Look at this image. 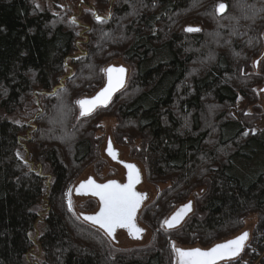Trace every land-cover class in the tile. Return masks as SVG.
Segmentation results:
<instances>
[{
    "label": "trees",
    "instance_id": "16d2710c",
    "mask_svg": "<svg viewBox=\"0 0 264 264\" xmlns=\"http://www.w3.org/2000/svg\"><path fill=\"white\" fill-rule=\"evenodd\" d=\"M34 1L0 0V264H26L39 221L40 264H176L173 243L208 249L255 215L250 244L218 264L254 263L264 252V172L250 181L238 171L254 148L264 150V137L250 131L264 120V0H95L75 18ZM117 61L128 69L125 87L80 117L76 102L99 90ZM38 93L34 127L14 121ZM108 115L116 118L112 142L136 143L131 156L145 178L165 185L140 211L150 234L143 244L117 246L67 205L83 171L105 166L96 132ZM22 143L52 180L23 161ZM188 201L191 213L166 229L164 220Z\"/></svg>",
    "mask_w": 264,
    "mask_h": 264
},
{
    "label": "snow or ice",
    "instance_id": "6c2138e0",
    "mask_svg": "<svg viewBox=\"0 0 264 264\" xmlns=\"http://www.w3.org/2000/svg\"><path fill=\"white\" fill-rule=\"evenodd\" d=\"M226 5L219 3L215 10L223 12ZM97 22H104V18L95 15ZM75 23V19H73ZM198 28L189 26L186 31H199ZM107 74V84L91 98H83L76 103L80 107V116L84 117L92 114L98 105H106L112 94L124 86L126 69L123 66H109L104 70ZM255 134V130H252ZM244 135H248L245 132ZM108 154L114 159L116 154L113 151L111 141H109ZM127 182L120 183L116 180H109L106 183H97L89 177L80 184V189H85L99 198V211L94 215L84 216V220L91 222L98 230H102L104 235L115 239L117 229H127L129 235L137 236L144 229L136 224V215L142 202L146 199V193L136 190V185L141 181L140 171L135 164L126 163ZM79 191V189L77 190ZM69 209L72 208L71 190L68 192ZM191 211V201L182 205L170 218L164 220V224L169 229L179 225L183 218ZM248 233L244 232L233 239L217 243L208 249L201 248H178L173 243L172 250L175 253L176 264H218L219 261L232 260L242 251L244 243L248 238Z\"/></svg>",
    "mask_w": 264,
    "mask_h": 264
},
{
    "label": "rangeland",
    "instance_id": "374dc122",
    "mask_svg": "<svg viewBox=\"0 0 264 264\" xmlns=\"http://www.w3.org/2000/svg\"><path fill=\"white\" fill-rule=\"evenodd\" d=\"M34 2H35L36 7L40 10H47L55 15H59L62 12H73V16L75 18V15L79 11L78 9H81V10L92 9L95 0H35ZM109 13L110 12L108 9L106 12L103 13V15L107 16L109 15ZM79 49L82 50L81 48ZM114 64L122 65V62L117 61V62H114ZM42 95L44 96V93H42ZM42 106H43V97L41 96V93H38L37 96H35V98L30 103H28L27 105H25L24 108H22V110L21 109L18 110V112H16V115H14L12 119L16 122H20V123L23 122L30 127L32 126L34 127V120L37 117L38 113L41 111ZM240 106H241L240 102H237V104L235 105V107L238 109L240 108ZM3 114L4 112L0 111V116H3ZM100 126L101 128L97 130L96 134L97 136H102L104 138V144H102V146L99 149V155H100V158L103 161H105V166L103 170L99 174H96V175L93 173L92 170H90V168L84 170L83 173L74 181L73 185L71 186L70 188L71 197L70 198H71L72 208L69 210L77 217H80L81 213H89L92 210L82 211L80 209L81 205L84 204V202H86L89 198L76 196L74 194L75 186L79 182L86 180L89 177L94 178L98 182H103V181H106L108 178L113 177L116 173L120 174L122 171L121 167L113 163L104 153V146L107 143L108 139L111 140L112 131L114 127L116 126V118L113 115L104 116V118L100 122ZM251 130H255V133L258 132L257 134L259 136L264 137V120L257 122L256 125L252 129H250V131ZM248 131L249 129L246 130V132ZM112 144H114V146L119 150L120 158L122 160L133 162L137 166H139L141 174H142V179H143L141 190H145L147 193V202L143 206L145 207L146 205L149 204V202H151L154 199L158 191L163 189L165 185L162 183L151 184L149 180L145 178V170L141 162L131 156V151L133 149L132 147H134L136 143L116 144L115 142H112ZM23 147L22 149H19L18 151L19 156L23 159V161H28L31 167L38 169V171L42 173L43 176L45 177L46 183L52 180L51 178L52 175H51L48 164L42 161L39 163H34L33 160L29 159L26 155H24L23 150H25L26 145L24 144ZM254 149H255L254 152L257 150L256 156L253 157L254 152L249 153V157H246L242 160V163H241L242 168L239 169L238 171L241 177H246L250 179V181L254 180L259 173L264 172V150L261 149V146L260 147L257 146ZM252 158H254V160H252ZM201 192H202V189L196 190L197 194H201ZM190 197L193 198L192 196ZM68 200H69V196H67V205H68ZM96 207L98 206L95 202V208ZM43 216L44 215L42 214L41 218ZM140 223L145 227V230H146V234L143 236L142 240L140 241L131 240L127 237L125 233L119 232L118 234L115 235L116 242L114 243L117 246L128 247V246L139 245V244L148 242L149 235H150L149 228H147L146 224L141 219H140ZM256 223H257V217L255 215L250 216L248 219L245 220V223H244L245 225L243 229L239 232V234L243 233L244 231L248 232L249 235L247 238L248 239L247 244H250V241L252 238V232L255 228ZM41 227H42L41 222L39 221L38 223L35 224L34 229L30 232V237L34 242V246L27 254L26 264H40L44 259L43 252L37 241V238L39 237L41 233ZM178 248H183V247H178ZM185 249H188V248H185ZM251 250L258 252V249L255 245L251 247ZM262 258H264V252L259 253L258 258L252 264H257L259 260ZM244 261L248 262L247 257L244 258Z\"/></svg>",
    "mask_w": 264,
    "mask_h": 264
},
{
    "label": "water",
    "instance_id": "95a60500",
    "mask_svg": "<svg viewBox=\"0 0 264 264\" xmlns=\"http://www.w3.org/2000/svg\"><path fill=\"white\" fill-rule=\"evenodd\" d=\"M263 40H264V32H263ZM262 55H264V49H263V51H262ZM257 62L258 61H256L255 62V67H257ZM109 66H115V67H120V66H123L125 69H126V73H125V80H124V86L122 87V88H120V89H118L117 91H115L113 94H112V96H111V98H110V100L107 102V104L106 105H98L97 107H96V109H98V108H100V107H105V106H107L109 103H110V101L113 99V97L119 92V91H121L124 87H125V85H126V82H127V79H128V69L124 66V65H114V64H111V65H109ZM109 66H107L105 69H107ZM104 84H103V86L99 89V90H97L92 96H90V97H85V98H91V97H94V96H96L97 95V93L98 92H100V90L107 84V74H106V72L104 71ZM261 91L262 92H264V86L262 87V89H261ZM83 99V98H82ZM78 108H79V116H80V107H79V105H78ZM95 109V110H96ZM94 110V111H95ZM93 111V112H94ZM92 112V113H93ZM88 116V115H87ZM81 117V116H80ZM85 117V116H84ZM109 141H111L110 139H108V141H107V143H106V148H105V155L112 161V162H114V163H117V164H119L120 166H122L123 168H124V170H125V182L124 183H126L127 182V168L125 167V164L126 163H132V164H135V163H133V162H125V161H123V160H121L120 158H119V154H118V151L116 150V149H114V147H113V145H112V148H113V151H114V153L116 154V158L114 159L111 155H109L108 154V151H107V148H108V144H109ZM111 144H112V142H111ZM136 165V164H135ZM137 166V165H136ZM137 168L139 169V167L137 166ZM139 171H140V169H139ZM140 175H141V172H140ZM92 178V177H91ZM141 178H142V176H141ZM88 179V178H87ZM86 179V180H87ZM94 179V178H93ZM86 180H83V181H86ZM95 180V179H94ZM83 181H81V182H79L76 186H75V188H74V194L76 195V196H80V197H92V198H95V199H97L98 200V203H99V198L98 197H96V196H93L88 190H87V188H85V189H80V184L83 182ZM96 181V180H95ZM109 180H107V181H105V182H98V181H96L97 183H106V182H108ZM141 182V181H140ZM139 182V183H140ZM138 183V184H139ZM137 184V185H138ZM136 185V186H137ZM79 189V191H77ZM144 193H146V192H144ZM146 197H147V194H146ZM146 200V199H145ZM144 200V201H145ZM143 201V202H144ZM142 202V203H143ZM189 202V201H188ZM188 202H186L185 204H187ZM142 205V204H141ZM184 205V204H183ZM100 206V205H99ZM99 206H98V208H97V210L95 211V212H93V213H81L80 214V217L84 220V216H87V215H94L96 212H98L99 211ZM182 205H180L179 207H177L167 218H170L172 215H173V213H175L180 207H181ZM192 208H193V205H192V201H191V211H192ZM139 211V210H138ZM191 211L190 212H188L187 213V215L183 218V220L180 222V224L186 219V217L191 213ZM85 221V220H84ZM86 223H88V224H90V225H92L91 224V222H88V221H85ZM137 224V223H136ZM179 224V225H180ZM179 225H177V226H175V227H178ZM93 226V225H92ZM138 227H140L139 225H137ZM164 227L166 228V229H169L168 227H167V225H165L164 224ZM174 227V228H175ZM141 228V227H140ZM143 229V228H142ZM171 229H173V228H171ZM117 230H124L128 235H129V233H128V230L127 229H117ZM116 230V231H117ZM244 232H247V231H244ZM243 232V233H244ZM144 233V231L143 232H141V233H139L137 236H132V235H129L132 239H136V240H140L141 239V237H142V234ZM248 233V232H247ZM116 234V233H115ZM242 234V233H241ZM241 234H239V235H241ZM239 235H236V236H239ZM236 236H234V237H232V238H230V239H233V238H235ZM109 238V237H108ZM110 240H112L113 242H116V238L113 240V239H111V238H109ZM229 240V239H228ZM247 241V240H246ZM245 241V242H246ZM222 243V242H221ZM245 244V243H244ZM214 246V245H213ZM213 246H211V247H213ZM210 247V248H211ZM183 249H185V248H183ZM206 250V249H205ZM240 254V253H239ZM219 262H221V261H219Z\"/></svg>",
    "mask_w": 264,
    "mask_h": 264
},
{
    "label": "flooded vegetation",
    "instance_id": "af4514ba",
    "mask_svg": "<svg viewBox=\"0 0 264 264\" xmlns=\"http://www.w3.org/2000/svg\"><path fill=\"white\" fill-rule=\"evenodd\" d=\"M113 145V147H114V149H116L117 151H118V154H119V158H120V152H119V150L114 146V144H112ZM105 148H106V144H105V146H104V151H105ZM105 153V152H104ZM121 159V158H120ZM122 160V159H121ZM124 161V160H123ZM125 162H130V161H125ZM114 163V162H113ZM116 165H119V164H117V163H115ZM120 166V165H119ZM121 167V173L120 174H118V173H116L113 177H110V178H108L107 180H116V181H118V182H120V183H124L125 182V170H124V168L122 167V166H120ZM139 167V166H138ZM140 169V168H139ZM141 172V171H140ZM141 176H142V174H141ZM106 180V181H107ZM142 178H141V182L136 186V190L137 191H139V192H146L145 190H141V185L143 184L142 183ZM103 182H105V181H103ZM147 194V193H146ZM87 198H92V197H87ZM92 199H94L95 201H96V204H97V206H99V203H98V200L97 199H95V198H92ZM146 202H147V197H146V200L142 203V205H141V207H140V209H139V211L137 212V215H136V223H137V225H139L141 228H143L144 229V233L142 234V237H141V239L140 240H142V238H143V236L146 234V230H145V227L140 223V215H139V213H140V211H141V209L143 208V206H144V204H146ZM185 204V203H184ZM183 205V204H182ZM180 206V205H179ZM178 206V207H179ZM97 208L98 207H96L94 210H92L91 212H89V213H93V212H95L96 210H97ZM167 219V218H166ZM119 232H123V233H125L126 235H127V237L129 238V239H131V240H134V241H140L139 239L138 240H136V239H132L124 230H117L116 231V234H118ZM115 234V235H116Z\"/></svg>",
    "mask_w": 264,
    "mask_h": 264
}]
</instances>
